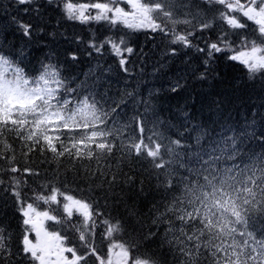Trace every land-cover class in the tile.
<instances>
[{
    "label": "snow or ice",
    "instance_id": "obj_1",
    "mask_svg": "<svg viewBox=\"0 0 264 264\" xmlns=\"http://www.w3.org/2000/svg\"><path fill=\"white\" fill-rule=\"evenodd\" d=\"M63 12L82 23L107 21L131 31L151 30L183 48L195 47L197 32L218 25L216 40L196 47L207 55L206 72L198 79L207 78L217 53H227L249 79L264 80V0H64ZM20 27L30 35L31 25ZM105 45L121 66L124 53L133 51L123 36L90 47L99 52ZM176 52L172 47L165 55ZM182 86L177 81L171 91ZM140 103L144 111L128 118L124 97L101 93L95 84L70 86L51 63L30 75L0 54V161L8 164L0 168L8 176L6 186L0 178V189L14 199L22 218L18 242L0 226V264H264V117L260 130L254 116L245 128L221 124L219 131H209L185 124L176 133L166 129V135L158 120L147 127L151 104ZM12 140L19 141L25 155L39 150L56 165L54 176L28 199L21 194L26 177L40 173L25 168L21 178ZM65 162L71 167L61 179ZM140 163L151 166L160 199L149 210L147 232L132 243L117 237L129 228L143 231L139 214L130 212L134 223L113 217L101 209V201L106 207L119 196L118 186L132 185L124 168L132 171ZM68 172L75 187H70ZM41 203L48 209L40 210ZM69 230L78 234V245ZM98 230L106 249L96 247Z\"/></svg>",
    "mask_w": 264,
    "mask_h": 264
},
{
    "label": "trees",
    "instance_id": "obj_2",
    "mask_svg": "<svg viewBox=\"0 0 264 264\" xmlns=\"http://www.w3.org/2000/svg\"><path fill=\"white\" fill-rule=\"evenodd\" d=\"M63 3L64 0H36L24 4L17 0H0V54L15 59L30 75L38 74L42 65L51 63L60 68L70 86L95 84L101 93L111 95L115 99L124 97L128 100V118L137 110L143 112L144 108L140 102L148 101L151 108L148 112L150 121L147 127L151 129L153 122L158 120L163 123L164 127L160 130L165 131L166 135L169 134L166 129L170 128L172 133H176L183 131L185 124L189 129L203 127L209 131H218L220 124L217 122L221 118L226 120L225 125L229 123L227 126L245 128L255 116L256 128L261 129V118L264 117V80L249 79L247 70L242 65L229 61L227 53L216 54L209 64L212 71L207 73V78L198 79L201 73L206 72L204 60L207 55L196 51V47L203 48L206 42L216 40L221 34L217 25L209 31L197 32L192 40L195 47L183 48L180 45H171L167 37L151 30L130 33L126 28L112 26L107 21L96 25H77L67 20ZM22 24L32 26L29 36L24 35L23 28L20 27ZM245 34L251 38L250 33ZM120 36H123L127 46L133 49L130 54L124 53L126 63L123 66L109 45H105L99 52L90 47L93 43L101 44L108 37L117 39ZM172 47L177 49L176 55H165ZM73 56L76 59H72ZM162 65L165 69L159 77L164 81L166 79L164 84L152 78L153 73ZM177 81L183 86L177 92H172L168 85L173 86ZM100 85L103 87L100 88ZM129 93L131 97L127 95ZM196 134L191 132L193 137ZM9 139L11 140V137ZM11 142L15 148L14 163L21 169V178H24L25 168L40 173L39 176L26 177L27 184L22 186L21 194L28 199L32 197L34 190L39 191L40 185L54 176L53 169L56 165L45 159L50 154L42 155L37 150L25 155V149L19 141ZM189 142L194 143V140ZM252 147L260 150L255 143ZM0 167L7 168V162L0 161ZM70 167L71 165L65 162L61 168V179L65 169ZM124 172L133 176L134 183L118 186L116 192L119 196L110 198L106 207L101 201V209L106 214L130 220L132 223L136 217H130V212L134 210L138 213V218L145 224L143 231L134 232L129 228L128 234L117 237L135 243L147 232L150 224L149 210L153 203L160 199V193L149 164H136L132 171L126 166ZM67 176L70 187H75L71 184L73 173L68 172ZM0 178L5 180L6 186L7 174L0 173ZM0 195V226L11 233L14 242H18L22 232V218L14 199L2 189ZM52 208H56V205H52ZM47 209L48 205L40 204V210ZM53 214L60 215V211ZM68 235L74 243L79 244L78 234L70 230ZM95 244L98 249H106L107 241L101 239L99 230ZM164 259L170 258L165 256ZM89 264H92L91 260Z\"/></svg>",
    "mask_w": 264,
    "mask_h": 264
},
{
    "label": "bare ground",
    "instance_id": "obj_3",
    "mask_svg": "<svg viewBox=\"0 0 264 264\" xmlns=\"http://www.w3.org/2000/svg\"><path fill=\"white\" fill-rule=\"evenodd\" d=\"M121 6H123V7H125V10L126 9H129L126 5H121ZM45 8V7H44ZM41 11V10H40ZM33 12V11H32ZM53 18H55V17H53ZM56 21V20H55ZM51 22H52V20H51ZM63 23V22H62ZM64 25V24H63ZM58 26V25H57ZM60 26V25H59ZM215 26V25H214ZM218 26V25H217ZM55 27V26H54ZM219 27V26H218ZM220 28V27H219ZM63 29V28H62ZM50 31V30H49ZM59 31V30H58ZM207 31H209V29L207 30ZM32 35V34H31ZM63 35V34H62ZM60 36V35H59ZM58 37V36H57ZM217 38V37H216ZM21 39V38H20ZM32 39V38H31ZM72 41V40H71ZM63 42V41H62ZM74 42V41H73ZM89 43V42H88ZM62 46V45H61ZM67 46V45H66ZM16 49H17V47H16ZM145 49V48H144ZM19 50V49H18ZM14 52V51H13ZM23 53V52H22ZM91 54V53H90ZM217 54H221V53H217ZM27 56H29V55H27ZM24 57V56H23ZM132 57V56H131ZM28 59V58H27ZM164 60V59H163ZM84 62H85V60H84ZM132 62V61H131ZM134 63V62H133ZM132 63V64H133ZM68 65V64H67ZM73 68V67H72ZM82 68V67H81ZM204 68V67H203ZM70 69V68H69ZM164 69H165V67L162 65V66H160V68H158L157 70H156V72L155 73H153V75H152V78L153 79H155V80H157V81H159V82H161V83H165L166 82V79H165V81L164 80H162V79H160V77L159 76H161V72L162 71H164ZM198 69V68H197ZM200 71V70H199ZM85 73V72H84ZM87 73V72H86ZM90 74V73H89ZM168 88L171 90V88H172V85H168ZM227 89V88H226ZM226 92V91H225ZM229 94H230V92H229ZM202 95H203V93H202ZM211 96V95H210ZM207 97V96H206ZM209 97V96H208ZM225 98V97H224ZM230 98V97H229ZM200 99V98H199ZM221 99V98H220ZM230 100V99H229ZM200 101V100H199ZM197 102V101H196ZM214 103V102H213ZM231 103V102H230ZM197 104V103H196ZM200 105V104H199ZM202 105V104H201ZM206 105V104H205ZM196 106V105H195ZM201 107V106H200ZM211 107V106H210ZM221 108H222V106H221ZM199 109V108H198ZM203 109V108H202ZM206 110V109H205ZM212 110V109H211ZM209 111V110H208ZM228 111V110H227ZM199 112V111H198ZM201 112V111H200ZM205 113V112H204ZM239 114V113H238ZM201 117V116H200ZM215 117V116H214ZM241 117V116H240ZM202 118V117H201ZM206 118V117H205ZM214 119V118H213ZM226 119V118H225ZM226 121V120H225ZM225 121H223L222 120V118H221V120H219L217 123L218 124H223V125H225ZM229 123H227V125H228ZM208 126V125H207ZM219 131V130H218ZM1 168V167H0ZM140 168V167H139ZM69 175V174H68ZM136 176V175H135ZM133 177V176H132ZM140 177V176H139ZM138 181V180H137ZM148 184V183H147ZM154 187V186H153ZM155 189V188H154ZM121 191V190H120ZM121 193V192H120ZM1 196V195H0ZM152 196V195H151ZM149 197V196H148ZM8 199V198H7ZM110 200V199H109ZM3 201V200H2ZM1 201V202H2ZM4 202V201H3ZM121 210V209H120ZM11 211V210H10ZM127 213V212H126ZM125 213V214H126ZM125 216V215H124ZM6 218V217H5ZM11 219V218H10Z\"/></svg>",
    "mask_w": 264,
    "mask_h": 264
},
{
    "label": "rangeland",
    "instance_id": "obj_4",
    "mask_svg": "<svg viewBox=\"0 0 264 264\" xmlns=\"http://www.w3.org/2000/svg\"><path fill=\"white\" fill-rule=\"evenodd\" d=\"M129 10H130V9H129ZM94 12H95V10H94ZM209 15H211V13H210ZM219 32H221V30H219ZM69 232H70V230H69ZM32 235L34 236V233H33Z\"/></svg>",
    "mask_w": 264,
    "mask_h": 264
}]
</instances>
